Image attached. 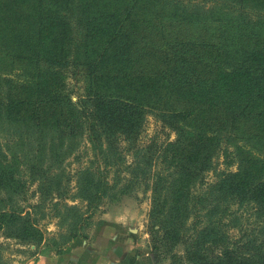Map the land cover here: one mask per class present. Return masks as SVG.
<instances>
[{
	"label": "trees",
	"instance_id": "obj_1",
	"mask_svg": "<svg viewBox=\"0 0 264 264\" xmlns=\"http://www.w3.org/2000/svg\"><path fill=\"white\" fill-rule=\"evenodd\" d=\"M135 6H159L175 39L136 42ZM0 61L27 72L0 74V128L39 152L37 171L47 143L57 158L87 141L91 163L77 172L87 207L134 173L150 189L151 249L182 246L168 264H264V157L231 142L264 144V0H0ZM77 75L86 84L74 95ZM148 109L173 138L141 139ZM6 155L0 147V231L39 242L30 211L5 206L3 194L28 189Z\"/></svg>",
	"mask_w": 264,
	"mask_h": 264
},
{
	"label": "rangeland",
	"instance_id": "obj_2",
	"mask_svg": "<svg viewBox=\"0 0 264 264\" xmlns=\"http://www.w3.org/2000/svg\"><path fill=\"white\" fill-rule=\"evenodd\" d=\"M199 1L202 0H183L190 3ZM157 7L135 6L138 20L135 25L138 26H128L127 29L137 33L136 42L149 44L175 39L176 33H172L173 29L169 32L167 28L176 23L162 21L165 13L163 15L162 10ZM160 29H164L166 39L161 37ZM0 74L19 81L27 76L24 65L19 62L0 61ZM68 84L75 95L84 90L86 78L77 75L75 79L70 78ZM167 137L173 138V131L161 123L153 110L148 109L141 139L148 141L154 138L161 142ZM232 140L231 142L242 145L255 155L264 157V144L260 141L242 136L233 137ZM24 141L17 134L12 135L7 129L0 128L1 150L6 152L8 159L21 166L28 188L24 195L3 194V198L5 206H11L22 214L30 211L33 224L40 228L43 238L39 242L28 241L0 231V264H73L72 257H81L85 251H93L98 257L102 253L112 252L114 246L127 250L129 244L132 249L135 248L133 253L138 250L139 254L149 252L152 259L150 264H168L172 253L182 251V246L178 243L173 246L165 243L156 251L151 249L147 229L150 189L134 173L122 171L121 181L108 191V196L96 204V207H87V201L81 197L77 172L91 163L89 142L81 140L71 153L60 151L57 158L53 156V152L58 144L54 141L47 143L43 158L46 169L39 172L35 166L39 152H28ZM225 143L229 142L226 140L221 146L226 145ZM15 152H18L16 155L19 160L12 159ZM235 164L236 162L229 167L234 168ZM214 165L225 168L221 153ZM212 178L213 171L209 170L206 180ZM244 223L246 226H253L250 219ZM235 230L236 228L230 229L232 232Z\"/></svg>",
	"mask_w": 264,
	"mask_h": 264
},
{
	"label": "crops",
	"instance_id": "obj_3",
	"mask_svg": "<svg viewBox=\"0 0 264 264\" xmlns=\"http://www.w3.org/2000/svg\"><path fill=\"white\" fill-rule=\"evenodd\" d=\"M135 251V248H133ZM132 245L129 244L127 250H121V247L114 246L112 252L102 253L98 257L93 251H85L81 257L75 256L73 264H150L152 259L147 253L132 252ZM83 260V261H82ZM67 264V263H66Z\"/></svg>",
	"mask_w": 264,
	"mask_h": 264
}]
</instances>
